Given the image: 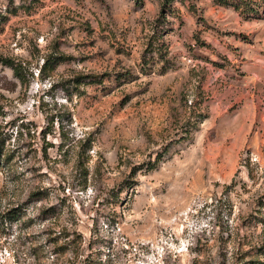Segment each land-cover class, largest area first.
I'll use <instances>...</instances> for the list:
<instances>
[{
  "label": "rangeland",
  "instance_id": "1",
  "mask_svg": "<svg viewBox=\"0 0 264 264\" xmlns=\"http://www.w3.org/2000/svg\"><path fill=\"white\" fill-rule=\"evenodd\" d=\"M0 264H264V0H0Z\"/></svg>",
  "mask_w": 264,
  "mask_h": 264
},
{
  "label": "trees",
  "instance_id": "2",
  "mask_svg": "<svg viewBox=\"0 0 264 264\" xmlns=\"http://www.w3.org/2000/svg\"><path fill=\"white\" fill-rule=\"evenodd\" d=\"M61 58H63V56H62ZM12 68H13V71H15V72H16V69H15V67H14V66H12Z\"/></svg>",
  "mask_w": 264,
  "mask_h": 264
}]
</instances>
